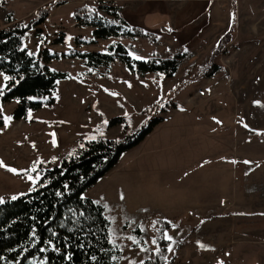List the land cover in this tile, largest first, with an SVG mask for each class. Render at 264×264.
<instances>
[{
	"label": "rangeland",
	"instance_id": "rangeland-1",
	"mask_svg": "<svg viewBox=\"0 0 264 264\" xmlns=\"http://www.w3.org/2000/svg\"><path fill=\"white\" fill-rule=\"evenodd\" d=\"M58 1L63 0H0V28L44 20L25 33L24 46L36 56L45 49L58 53L47 64L67 73L58 80L54 101H44L24 118H14L17 99L0 101V161L5 165L0 167V200L34 189L42 172L74 155L84 139L122 137L180 105L193 109L224 102L240 120L235 169L226 156L218 180L197 174L215 168L196 167L192 175L198 181L186 185L172 182L175 177H149L141 167L129 169L124 154L84 195L106 209L113 244L121 249L118 264L148 257L149 218L174 225L182 218L183 223L166 232L171 237L169 264H264V0ZM81 5L101 12L110 10L103 5H114L131 25L156 33L158 40L97 38L95 26L77 23L74 10ZM117 41L140 59L177 51L188 55L169 79L156 72H132L119 57L91 66L70 55L73 50L109 53ZM213 63L219 70L206 78L203 72ZM4 77L0 73V90ZM116 116L124 122L110 125ZM245 161L250 169L244 175ZM222 197L224 204L219 203ZM202 202L212 205L198 215Z\"/></svg>",
	"mask_w": 264,
	"mask_h": 264
},
{
	"label": "trees",
	"instance_id": "trees-1",
	"mask_svg": "<svg viewBox=\"0 0 264 264\" xmlns=\"http://www.w3.org/2000/svg\"><path fill=\"white\" fill-rule=\"evenodd\" d=\"M103 6L110 10L101 12L88 5L78 6L74 10L77 23L95 26L97 38L158 40L156 33L131 25L116 6ZM42 22H17L0 28V73L10 77L0 90V101H19L13 112L17 120L44 101L53 102L58 80L67 76L47 64L48 58L59 57L58 53L45 49L39 56L29 55L24 46L25 33L33 24ZM222 46L216 48L217 54ZM110 49L109 53L73 50L70 55L86 59L91 66L119 57L132 72H156L167 79L175 76L181 59L188 55L186 51H177L165 57L153 54L148 59H136L120 41L110 44ZM218 70L219 65L213 63L203 73L209 78ZM163 120V116L153 117L136 131L119 138L84 139L74 155L48 166L34 189L0 203V264H118L121 249L113 244L106 209L84 193L118 163L124 152L140 144ZM121 122H124L121 116L109 120L110 125ZM181 223L182 218L175 225L163 218H149L147 230L152 247L148 257L137 264H169L171 240L165 239V235ZM197 226L194 225L195 229ZM136 232L142 234L141 228Z\"/></svg>",
	"mask_w": 264,
	"mask_h": 264
},
{
	"label": "crops",
	"instance_id": "crops-1",
	"mask_svg": "<svg viewBox=\"0 0 264 264\" xmlns=\"http://www.w3.org/2000/svg\"><path fill=\"white\" fill-rule=\"evenodd\" d=\"M166 112L162 115L164 120L140 144L124 152L120 162L126 155L129 169L136 170L141 167L149 177H175L176 179H171L172 182H183L186 185L198 181V176L192 175L195 173L192 170L196 167L202 171L215 168V172L197 174H204L201 179L210 175L218 180L222 176L220 170L224 167L222 162L226 156L232 157L234 169L238 167L236 158L239 155L236 152L241 142L236 141V124L239 125L240 120H236L235 112L228 108L227 103L195 105L193 109L180 105L173 110L166 109ZM242 146L245 154L247 142H243ZM247 164L244 166V175L250 169ZM223 200L224 197L220 198L219 203L224 204ZM211 205L200 203L201 208L197 214L205 215L206 209ZM189 213L194 212L190 210ZM189 213L185 215L190 216Z\"/></svg>",
	"mask_w": 264,
	"mask_h": 264
},
{
	"label": "snow or ice",
	"instance_id": "snow-or-ice-1",
	"mask_svg": "<svg viewBox=\"0 0 264 264\" xmlns=\"http://www.w3.org/2000/svg\"><path fill=\"white\" fill-rule=\"evenodd\" d=\"M29 55H31V53H29ZM135 58H136V59H140V57H135ZM4 79H5V80H8V79H10V77L5 76ZM5 119L7 120V119H10V118H5ZM105 123H107V122L105 121ZM246 127H247V126H246ZM92 139H94V137H93ZM245 163H249V162H248V161H245ZM0 167H5V165L3 164V161H0ZM9 171L16 172V169H9ZM32 171H36V167H35V165L33 166ZM28 178H29V179H32L31 176H29ZM13 199H16V197H13ZM2 202H3V201L0 200V203H2ZM165 239L171 240V237H168L167 235H165ZM153 243H155V241H153ZM201 247H204V246L201 245ZM171 250H172V249L169 248V251H171ZM220 264H223V262L221 261Z\"/></svg>",
	"mask_w": 264,
	"mask_h": 264
},
{
	"label": "water",
	"instance_id": "water-1",
	"mask_svg": "<svg viewBox=\"0 0 264 264\" xmlns=\"http://www.w3.org/2000/svg\"><path fill=\"white\" fill-rule=\"evenodd\" d=\"M54 136H55V140H56V134Z\"/></svg>",
	"mask_w": 264,
	"mask_h": 264
}]
</instances>
